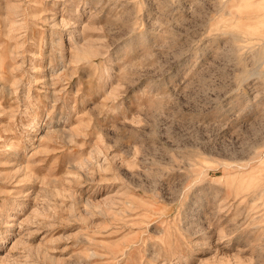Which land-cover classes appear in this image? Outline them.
<instances>
[{"label":"rangeland","instance_id":"obj_1","mask_svg":"<svg viewBox=\"0 0 264 264\" xmlns=\"http://www.w3.org/2000/svg\"><path fill=\"white\" fill-rule=\"evenodd\" d=\"M0 264H264V0H0Z\"/></svg>","mask_w":264,"mask_h":264}]
</instances>
